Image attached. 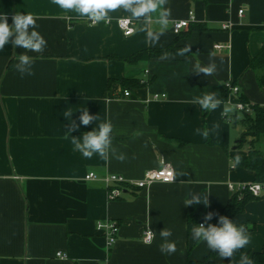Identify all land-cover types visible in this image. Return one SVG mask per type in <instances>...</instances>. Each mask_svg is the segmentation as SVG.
I'll list each match as a JSON object with an SVG mask.
<instances>
[{"label":"crops","instance_id":"obj_1","mask_svg":"<svg viewBox=\"0 0 264 264\" xmlns=\"http://www.w3.org/2000/svg\"><path fill=\"white\" fill-rule=\"evenodd\" d=\"M167 6L169 28L152 45L136 21L135 33L123 34L117 23L129 14L122 10L109 13V24L90 25L52 0H0V14H7L9 24L16 12L30 13L47 41L42 53H27L34 59L31 76L21 77L14 67L24 49L10 43L0 50V264H187L212 251L191 238L188 220L192 213L196 225L209 212L220 216L234 195L228 183L255 181L254 172L232 169L231 156L247 150L234 142L240 114L233 115L232 123L223 118L230 106L222 86L232 81L248 102L264 105V91L249 69L264 45V0H169ZM191 12L196 21L176 35L173 24ZM226 24L230 27L223 29ZM199 25L208 29L196 31ZM172 45L191 49L168 59L126 61L141 51ZM210 52L217 74L191 72L197 61L209 64ZM125 90L131 97H124ZM212 91L222 100L216 110L193 103V97ZM156 94L166 97L154 99ZM84 108L98 120L69 134L64 113L74 112L72 120L79 124ZM104 121L113 125L112 144L126 155L123 162L98 154L87 159L73 148L71 135L80 137ZM214 124L219 128L213 130ZM196 129H208V137ZM208 139L223 142L228 150ZM163 164L174 170L171 183L130 187L122 198H109L106 176L136 182ZM89 173L96 178L86 180ZM189 192L210 194V204L184 205ZM107 221L120 224L111 248L98 230ZM232 221L245 226L250 243L230 261L263 250L264 197L249 202ZM148 228L155 234L150 244L143 240ZM164 228L172 230L169 239L176 242L171 255L159 250ZM217 260L229 259L218 255Z\"/></svg>","mask_w":264,"mask_h":264},{"label":"clouds","instance_id":"obj_2","mask_svg":"<svg viewBox=\"0 0 264 264\" xmlns=\"http://www.w3.org/2000/svg\"><path fill=\"white\" fill-rule=\"evenodd\" d=\"M52 3L57 5L64 11H72L78 14L81 18H87L92 23L105 24L111 23L112 17L110 12L122 10L129 14L128 19L136 21L140 27L139 31L146 34L149 43L156 45L160 37L165 34L169 28L171 9L168 7L169 0H52ZM12 24H9L7 14H0V50H3L6 45L10 44L13 47H19L24 51L19 54L18 62L15 64V70L18 71L21 77L34 75L33 64L34 59L29 56L28 52L42 53L47 45V41L36 29L38 25L36 18L30 14H22L16 12L12 16ZM129 35L131 33H125ZM191 49L190 46H185L178 50L176 55L184 56ZM171 54L164 53L161 59H168ZM191 72L199 75L213 76L217 74V65L214 62V53H209V64L202 66L197 61ZM193 103L199 104L202 110L214 111L221 104L217 92H208L202 96L193 97ZM79 116V124L72 120L74 112L66 111L65 119L69 121L67 132L79 129L81 125L88 126L93 121L98 120V115H91L87 108L81 109ZM230 107L224 108V114L232 112ZM219 125L214 124L213 130L218 129ZM113 125L110 121L100 122L97 128L92 131L84 132L80 137L71 135V143L75 151L82 154L83 157L91 159L94 154H98L100 158L108 160L115 158L120 162L126 159L124 153L118 152L112 144ZM196 132L202 135L205 139L209 135V130L196 129ZM67 138V137H65ZM239 160V157H237ZM171 175V173H169ZM210 194H201L189 192L183 204L193 206L203 203L205 206L210 204L208 196ZM215 214L209 212L205 215V223L199 225L194 224L191 228V238L197 243L205 242L207 247L218 253L222 259H231L235 252L245 248L250 243V237L244 225H237L226 216L218 217V224H207ZM162 243L159 245V250L162 254L171 255L177 251L176 242L170 240L172 230L164 228L160 232ZM239 264H255V262L245 253L240 256Z\"/></svg>","mask_w":264,"mask_h":264},{"label":"built area","instance_id":"obj_3","mask_svg":"<svg viewBox=\"0 0 264 264\" xmlns=\"http://www.w3.org/2000/svg\"><path fill=\"white\" fill-rule=\"evenodd\" d=\"M243 10L239 11V14H243ZM196 18L194 14L191 12L188 19L181 20L173 24V32L176 35L181 34L183 29L188 28L192 22H195ZM102 22V21H101ZM100 22V23H101ZM90 25H98L100 23H92L90 20L88 21ZM109 24V23H108ZM118 27L123 32L126 37H129L135 33L136 30V22L134 20H130L128 18H123L118 20ZM229 25H224L223 29H228ZM125 33H131L126 35ZM216 49L220 50L223 48L222 45H216ZM146 73H149L147 70ZM147 82L142 80L141 84L145 85ZM227 88L229 92V96L227 100L224 102L233 108V114H224L223 118L228 123L233 122V115H253L254 109L253 105L250 102H244L241 100L240 95V87L232 82L227 81L223 85ZM124 97L129 98L131 97V91L125 90ZM166 97L165 95H154V99H160ZM237 98V99H234ZM264 108V105H262ZM235 168V164L233 162L232 169ZM171 173V175L169 174ZM96 178L95 173H89L86 175V180H93ZM175 178V173L172 167L169 164H163L160 169L157 170H150L147 171L144 177L136 182H130L126 180L124 177L119 175H108L105 177V183L107 187L108 196L111 200H116L122 198L126 190L130 187H136L138 189H147L154 183H171ZM228 189L231 193L236 194L240 199L243 198L245 195H251L254 198H262L264 197V182L258 181H241V182H229ZM98 230L102 231L107 240L108 248L113 247V245L117 242L118 235L120 232V224L114 221H107V222H100L98 224ZM155 234L151 229H147L144 234V243L150 244L154 240ZM61 256V254H58ZM63 257V256H61Z\"/></svg>","mask_w":264,"mask_h":264},{"label":"trees","instance_id":"obj_4","mask_svg":"<svg viewBox=\"0 0 264 264\" xmlns=\"http://www.w3.org/2000/svg\"><path fill=\"white\" fill-rule=\"evenodd\" d=\"M208 28L203 25H199L195 27L196 31H204ZM177 47L174 45L169 46L164 49L157 50H145L141 51L134 56L126 59L128 62L138 61L142 59H149L153 57H161L164 53L175 54L178 52ZM190 52V51H189ZM187 52V53H189ZM112 59H120L117 57H113ZM249 69L254 71L257 79V83L259 88L264 91V45L262 46L260 52L251 59L249 64ZM124 82V81H123ZM125 83V82H124ZM135 87H140L139 82L134 81L133 84ZM223 98L224 100L228 99L229 92L225 86H222ZM241 100L244 102H248L244 97L241 96ZM254 114L251 115H243V119L241 123L244 127V132L238 141V148L246 143V139L251 137L253 140L249 142V150L246 155L236 154L232 155L231 158L237 167L244 168L246 170L252 171L255 173V181L264 182V153L261 152L256 145L260 142L262 138H264V108L261 105L255 104L253 105ZM237 123V122H236ZM208 143L211 145H220L224 149L228 150L226 144L220 141H214L208 139ZM239 157V160H237ZM254 198L251 195H245L243 198H239L236 194H234L223 212L220 216H226L230 220H233L236 216L241 215L245 212L246 206L249 202L253 201ZM218 217L215 216L211 220H209L207 224H218ZM198 222V217L195 214H191L188 220L189 229L192 228L194 224ZM205 223V222H202ZM248 256L255 262V264H264V248L262 251L251 252ZM218 253L211 251L207 257H205L202 261H193L188 260L187 264H239V262H233L230 260L218 261L217 260Z\"/></svg>","mask_w":264,"mask_h":264},{"label":"rangeland","instance_id":"obj_5","mask_svg":"<svg viewBox=\"0 0 264 264\" xmlns=\"http://www.w3.org/2000/svg\"><path fill=\"white\" fill-rule=\"evenodd\" d=\"M243 119V115H239V122L236 124V126L238 127V130H237V132L235 133V140H234V142H236L237 140H239L240 139V137L242 136V134H243V132H244V127H243V125H242V123H241V120ZM235 126V125H234ZM253 139L251 138V137H248L247 139H246V143H244L242 146H241V148H245L244 150H247L246 151V154L248 153V150H249V147H250V145H249V142H251ZM256 147L257 148H262L263 149V151H264V138H262L261 140H260V142L256 145ZM245 154V155H246ZM244 155V154H243Z\"/></svg>","mask_w":264,"mask_h":264}]
</instances>
